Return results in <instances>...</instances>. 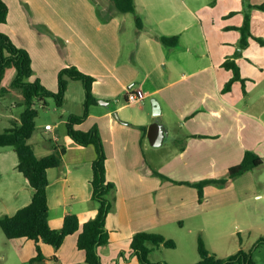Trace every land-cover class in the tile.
<instances>
[{
  "label": "crops",
  "instance_id": "0c3cea01",
  "mask_svg": "<svg viewBox=\"0 0 264 264\" xmlns=\"http://www.w3.org/2000/svg\"><path fill=\"white\" fill-rule=\"evenodd\" d=\"M3 1L9 13L0 32L29 52L34 70L30 81L39 79L49 91H57L47 63H38L40 73L35 66V56L45 59L46 48L53 49L47 34L65 43L66 55L74 54L64 68L75 66L95 79L97 103L77 129H99L107 155L106 178L115 186L110 196L114 209L106 220L109 243L98 249L103 264H140L130 247L138 232L158 233L176 242L175 249H153L151 262L182 264L185 255L180 252L179 257L169 258L167 250L185 247L182 231L187 228L193 258L194 246L198 253L199 235L211 226L212 211H245L252 222L264 224V45L249 38L243 46L241 33L228 29L243 26L248 15L251 34L264 41V11L257 5L249 6L255 14L263 12L256 23L246 14L242 24H236L239 11L235 8L214 14L227 0L208 4L201 0H134L135 15L118 12L110 0H76L77 7L71 12L56 9L57 0ZM23 1L31 16L23 14ZM175 36L179 38L175 47L160 41ZM226 61L239 66L246 92L236 81L223 93L233 78L232 71L223 66ZM136 90L145 93V100L128 105L127 94ZM84 99L85 91L74 101L81 109L67 110V114L65 101L61 114L65 130L57 125L46 130L51 124L36 118V130L28 141L39 158L55 147L66 148L62 164L47 174L49 224L56 230L62 228L67 215H76L82 226L98 211L91 185L96 150L76 144L66 132L68 116L83 113ZM147 100L159 104L158 122L164 132L173 129L169 146L161 142L164 134L155 123L152 102L147 105ZM20 114L0 115V120L8 118L10 126L5 130L19 121ZM171 119L173 125L169 126ZM246 152L262 158L263 164L224 188L205 186L202 202L195 187L183 184L228 177L229 169L239 165ZM10 154L16 153L0 152V218L29 205L34 195L29 181L17 170L18 159L9 164ZM79 233L68 236L58 249L39 243L44 257L56 259L31 264H86L85 253L77 247ZM4 245L23 264L37 255L35 242L26 238L6 239ZM156 252L159 256L152 260Z\"/></svg>",
  "mask_w": 264,
  "mask_h": 264
},
{
  "label": "trees",
  "instance_id": "16d2710c",
  "mask_svg": "<svg viewBox=\"0 0 264 264\" xmlns=\"http://www.w3.org/2000/svg\"><path fill=\"white\" fill-rule=\"evenodd\" d=\"M110 1L114 8L122 14H136L134 0ZM256 8L264 11V2L257 5ZM8 13L7 4L0 0V25L7 22ZM136 24L138 29L142 28L141 20L138 17H136ZM228 29L241 33L243 46L247 45L249 38L264 45L262 39L256 38L251 34V19L248 15L245 16L243 26L230 27ZM160 41L165 46L175 47L179 38L177 36L161 37ZM223 66L233 73V78L224 86L223 93L229 92L236 81H240L244 88L245 80L241 77L239 66L234 61H226ZM11 68L15 70V77L12 80L11 87L20 92L25 109L20 114L18 122H13L10 128L0 133V148L10 147L14 150L18 159L17 170L29 181L34 190V195L29 205L21 208L12 216L1 217L0 229L8 240L26 238L35 242L37 255L30 263L56 259L44 257L39 243L58 249L68 236L80 232L77 247L85 253L86 264H103L98 249L109 243L110 236L106 227V220L109 213L114 209V203L110 196L114 192L115 186L106 178L107 155L99 129L96 126L89 131L77 129V126L88 118L90 107L97 103V99L93 95L95 79L81 72L75 66H68L58 73L57 91L51 92L43 86L39 79L30 81L34 70L29 52L24 48L18 47L8 35L0 32V83L7 70ZM75 81H80L85 91L83 113L68 116L66 132L76 144L83 147L94 146L96 150V158L92 163L93 176L91 185L92 199L98 204V211L95 218L87 221L82 226L76 215H67L62 228L56 230L49 224L47 198L49 179L47 174L49 169L56 168L62 164L66 148L64 146L55 147L51 154L39 158L28 141L36 130L35 120L39 114L36 105L42 103L45 106L47 100L52 99L57 108H62L69 84ZM244 92H246L245 88ZM142 130H145V127ZM262 164V158L252 152H246L243 161L229 169L228 177L183 184L195 187L198 191L199 201L202 202L204 200L205 186L215 185L224 188L231 180L260 167ZM154 174L162 179L169 180L158 172H154ZM172 182L182 184L176 181ZM262 245H264V237H261L249 251L241 249L226 258H219L207 250L203 237L199 235L197 250L200 259L194 264H253V253ZM130 247L140 264H168L166 262H151L150 254L155 248L175 249L176 242L158 233L138 232L133 236ZM120 255L123 256L124 253L121 252Z\"/></svg>",
  "mask_w": 264,
  "mask_h": 264
},
{
  "label": "rangeland",
  "instance_id": "374dc122",
  "mask_svg": "<svg viewBox=\"0 0 264 264\" xmlns=\"http://www.w3.org/2000/svg\"><path fill=\"white\" fill-rule=\"evenodd\" d=\"M65 1H67V3H65ZM211 1L214 0H201L203 4H208ZM263 1L264 0H227L219 4L214 9V14H219L221 12L229 10L230 8H235L239 11L238 15L234 18V22L236 24H242L243 17L246 14H249L251 17H253L256 23L258 21V18L261 15H263V12L260 11L255 14L253 12L255 10L250 9L249 6L259 5ZM23 2H24L22 9L23 14L25 15V17L31 16L30 13H28L29 9L27 6V2L26 1ZM60 7L62 9H68L69 12L74 11L77 7V1L57 0V3H55V8L58 9ZM47 36H49L53 44V49L51 47L46 48L45 59H44V55H42L40 59H37L35 56V64H36L35 66H36V70L38 69L40 73L38 63L40 61L42 63H47L46 65L49 66L50 71L52 72L51 81L54 82V84H56L58 70H60V68H64L65 64L68 61H70V59L74 60L75 56L74 54L72 56L66 55V48L64 42L57 40L58 39L57 37H51L48 34ZM41 65L42 67L44 66L43 64ZM14 77H15V70L11 68L7 70L2 82L0 83V115L18 116L25 109L23 106L22 97H20V92L11 87V83ZM73 83L74 84H72L73 86L71 88V91L69 92L70 98L67 101L65 100L66 108H63L64 113L66 114L69 112L67 110L74 112L76 110L81 109L80 103H78L77 105L78 107H77L74 101L77 95L84 92V88L80 81H75ZM151 102L152 101L147 100L146 104L150 105ZM13 104H15V106ZM36 108L38 109L39 112L37 117V122H42V123L48 122L51 125H55V126L57 125L58 128L65 130V125L61 123L62 120L61 114L63 113V110L62 108H57L52 99H48L47 104L45 106H43L42 103H38L36 105ZM130 109L132 110L133 108ZM158 116L159 115L155 116V121H156L155 123L161 128V132L164 134L161 137V142L169 146L173 139V134H172L173 129H171L172 131H170V133H165L162 128V125H160L161 123L158 122V120H161V118ZM169 123H170L169 126L173 125L172 119ZM9 126L10 125L8 118L1 119L0 133L4 132L5 128ZM1 151H13V150L10 147H4V148H0V152ZM7 159L9 161V164H12L14 160L17 161V155L13 154L12 156L10 154L7 157ZM252 223L254 224L253 227H252ZM182 232L184 234L185 247L183 248L181 247L180 250L177 251L167 250L166 253H168L167 256L169 258H176L180 256V252H181V254L185 255V257L187 258L185 261L186 263L184 262L182 264H191L190 263L191 261L196 259L199 260L200 257L196 252L194 246V250L192 249V253L194 254V257L190 258L191 248L188 245V243L191 237L189 238L188 236L187 228ZM200 235L203 237V239L205 238L204 239L205 245L210 253L215 254L219 258H226L230 255L235 254L241 249L245 251L251 250L252 247L255 245V243L261 237H264V224H259V225L256 224L255 219L252 222L251 217L247 216L245 211H212L211 226L207 227L206 232L201 233ZM221 235L223 237H221ZM6 239L7 238L0 229V264H23L18 260V258L13 253V251L9 248V246L4 245ZM158 256H159V252H156L152 256V260L153 258H157ZM187 260L190 261L187 262ZM253 264H264V245L260 246L258 249L254 251Z\"/></svg>",
  "mask_w": 264,
  "mask_h": 264
},
{
  "label": "built area",
  "instance_id": "2783aa9c",
  "mask_svg": "<svg viewBox=\"0 0 264 264\" xmlns=\"http://www.w3.org/2000/svg\"><path fill=\"white\" fill-rule=\"evenodd\" d=\"M146 95L142 90H136L134 92H130L127 94L126 97V103L128 105H135L138 103H141L143 100H145ZM52 125H46L45 129L51 131L52 130Z\"/></svg>",
  "mask_w": 264,
  "mask_h": 264
},
{
  "label": "water",
  "instance_id": "95a60500",
  "mask_svg": "<svg viewBox=\"0 0 264 264\" xmlns=\"http://www.w3.org/2000/svg\"><path fill=\"white\" fill-rule=\"evenodd\" d=\"M99 103L102 105H107V103L104 101H99ZM152 106H153V114L155 116L159 115L161 111H160L159 104L157 103L156 100H152Z\"/></svg>",
  "mask_w": 264,
  "mask_h": 264
}]
</instances>
